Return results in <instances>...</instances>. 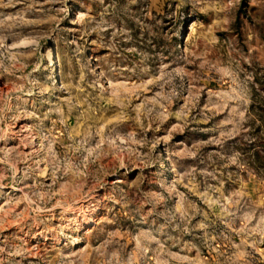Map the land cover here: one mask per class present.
Here are the masks:
<instances>
[{"label": "rangeland", "instance_id": "rangeland-1", "mask_svg": "<svg viewBox=\"0 0 264 264\" xmlns=\"http://www.w3.org/2000/svg\"><path fill=\"white\" fill-rule=\"evenodd\" d=\"M263 95L264 0H0V264H264Z\"/></svg>", "mask_w": 264, "mask_h": 264}, {"label": "trees", "instance_id": "trees-1", "mask_svg": "<svg viewBox=\"0 0 264 264\" xmlns=\"http://www.w3.org/2000/svg\"><path fill=\"white\" fill-rule=\"evenodd\" d=\"M264 99V95L262 96ZM255 103L253 104V106ZM254 112L259 121L257 130L263 132V135L259 136L258 140L255 141V149L253 151V167L256 172L264 175V103L260 102L257 106H254ZM258 144V145H257ZM261 147V148H260Z\"/></svg>", "mask_w": 264, "mask_h": 264}]
</instances>
